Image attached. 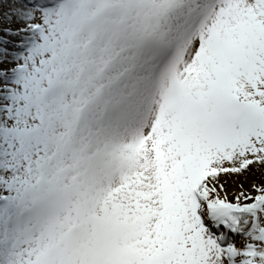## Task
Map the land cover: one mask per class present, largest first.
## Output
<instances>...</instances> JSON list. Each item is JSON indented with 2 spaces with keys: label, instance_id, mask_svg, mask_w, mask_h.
<instances>
[{
  "label": "snow or ice",
  "instance_id": "obj_1",
  "mask_svg": "<svg viewBox=\"0 0 264 264\" xmlns=\"http://www.w3.org/2000/svg\"><path fill=\"white\" fill-rule=\"evenodd\" d=\"M0 264H264V0H0Z\"/></svg>",
  "mask_w": 264,
  "mask_h": 264
},
{
  "label": "bare ground",
  "instance_id": "obj_2",
  "mask_svg": "<svg viewBox=\"0 0 264 264\" xmlns=\"http://www.w3.org/2000/svg\"><path fill=\"white\" fill-rule=\"evenodd\" d=\"M11 2V0H9ZM8 9V5L5 4L3 9H0V27H18L17 24H9L3 18V13ZM227 191L229 193V197L231 198L234 192L239 191V186L243 185L244 189H250L253 184L264 183V169L253 167L251 171L239 175V176H231L227 177Z\"/></svg>",
  "mask_w": 264,
  "mask_h": 264
}]
</instances>
